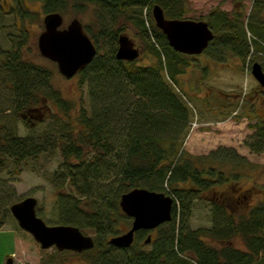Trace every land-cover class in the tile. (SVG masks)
I'll return each instance as SVG.
<instances>
[{"label":"trees","instance_id":"1","mask_svg":"<svg viewBox=\"0 0 264 264\" xmlns=\"http://www.w3.org/2000/svg\"><path fill=\"white\" fill-rule=\"evenodd\" d=\"M12 1L22 21L37 18L32 17L34 13L26 1H39L43 14L59 12L87 18L82 25L97 50L91 62L77 73L79 85L86 86L88 107H80L72 118L68 102L50 86L48 69L22 57L24 34L11 40V49L0 52V67L9 77L8 87L16 108L21 110L20 117L25 115L23 120L28 122V111L43 105L45 99L62 112L66 128H57L60 134L54 139L62 166L52 177L59 182L57 187L67 184L71 190L57 194V222L94 231L93 247L80 252L87 264H264V183L253 178L257 165L232 147L220 146L200 155L183 150L192 112L175 90H182L186 84L182 76L195 64L201 70L196 91L206 78L209 61L234 65L237 70L239 62L243 65L248 61L250 69L255 56L249 53L246 31L239 29L225 10L215 7L205 16L213 39L202 53L193 56L173 50L151 15L152 6L158 4L166 17L183 18L188 0ZM262 9L264 0H253L247 20L259 39L264 38L263 22L257 15ZM128 28L133 29L143 53L154 57L153 63L139 64L137 60L115 57L118 36ZM201 55L204 63L194 62ZM260 64L264 70V62ZM182 91L185 96L187 92ZM261 93L258 97L263 104L264 88ZM191 97L199 99L197 95ZM242 102L252 111L254 101ZM236 106L226 99L218 102V107L227 108L223 118L231 115ZM246 115L241 109L231 117L238 120ZM249 127L254 131L243 144L251 152L261 153L264 117H258ZM44 141H49L46 135L19 136L0 126V166L7 157L17 163L37 157L46 151ZM111 168L118 169L117 178L105 183L108 180L104 176ZM134 187L163 191L173 198L172 218L154 229L155 237L147 243L148 249L139 243L144 230L135 233L127 248L107 241L123 232L121 224L130 226L131 219L122 212L118 201L122 193ZM224 189L231 197L223 195ZM213 190L220 194L209 200L210 227L191 228L193 201ZM9 196L10 191L3 190L0 227L10 204L16 201ZM206 237L219 241V245L207 242ZM233 238H239L244 247L231 244Z\"/></svg>","mask_w":264,"mask_h":264},{"label":"rangeland","instance_id":"2","mask_svg":"<svg viewBox=\"0 0 264 264\" xmlns=\"http://www.w3.org/2000/svg\"><path fill=\"white\" fill-rule=\"evenodd\" d=\"M252 3L253 0H188L187 13L183 18L206 20V14L213 8L218 7L225 10L233 18V23L237 24L239 29L246 31V38L250 45L249 53L255 56L254 61L263 63L264 38L259 39L247 25ZM26 5L33 11L32 17H37L36 19L22 21L15 10L17 5L12 0H0V52L11 49V40L20 34H24L26 40L20 50L22 57L25 61L43 65L48 69L50 86L58 90L68 102L70 105L68 113L72 118L80 107H88L86 86L79 85L77 74L69 78L60 74L56 63L40 54L37 37L43 29L42 18L44 14L39 1H26ZM257 15L259 20L263 22L261 28L264 32V9ZM62 16L61 27H65L73 18H78L81 23L87 22V18H81L79 15L75 16L69 13ZM123 33L133 39L140 50L137 62L139 64L153 63L154 57L143 53L139 41L133 36V29L128 28ZM232 61L237 62L234 57H232ZM194 62L204 63V57L202 55L197 56L194 58ZM208 66L206 78L199 90H194L201 73L197 64L192 65L182 76L186 82L182 90L186 91L189 96L187 94L184 96L183 91L175 87V90L187 102L192 112L191 125L182 144L183 150L191 155H200L207 154L220 146L232 147L237 153L257 165L253 170V178L258 183H264V170L262 169L264 151L253 153L243 144V140L254 131L249 127V124L255 122L258 117H264V103L261 104L259 98L260 95L262 96V87L248 69V61L243 65L239 62L238 70L234 65L227 67L212 61L208 62ZM6 74L0 67V126H5L6 130H14L19 136L46 135L49 141L48 143L44 141L46 151L37 157L26 158L19 163L12 158H5L4 164L0 166V197L3 196V190L10 191L9 199L12 200H18L27 195L34 196L37 199V215L46 224H58L57 194L71 190L67 184L64 188L57 187L59 182L54 181L52 177V173L62 166L60 151L54 139L60 134L59 130L64 129L65 131V120L62 118V112L57 105L45 99L43 105L37 104L38 108L41 109L40 112L43 113L41 119H32L35 123L29 125L28 122L30 121L27 122L20 117L21 110L17 109L13 102L12 92L8 87L9 77ZM195 95L199 96V99L191 97ZM202 98L206 99L207 103L201 102L203 101ZM219 99L234 101L237 104L235 109L231 111V115L240 112L242 109L246 114L252 116L251 120L247 119L248 115L238 120L231 115L223 118L227 108L218 107ZM246 99L248 103L254 101L252 111L248 105H244L242 102ZM117 170V168H111L108 171L107 176H104L108 180L105 183H110L117 178ZM233 184L235 183L229 182V185ZM247 184H250V181ZM222 193L231 197L228 189H224ZM219 194L218 191L213 190L204 193L200 198L193 201L189 220L191 228L210 227L212 210L209 200ZM120 228L124 231L127 226L121 224ZM82 232L92 237L95 235L94 231L88 228L82 229ZM148 233L153 239L156 232L155 230L144 231L139 241L142 248L148 249L150 247L149 244H144L142 241ZM204 239L214 246L219 245V241L209 237ZM230 242L234 246L244 247L239 238H233ZM9 257L12 258L11 264H87L85 257L80 253L69 250L59 251L55 247L41 248L31 234L18 226L8 210L4 216V223L0 227V264H7Z\"/></svg>","mask_w":264,"mask_h":264},{"label":"water","instance_id":"3","mask_svg":"<svg viewBox=\"0 0 264 264\" xmlns=\"http://www.w3.org/2000/svg\"><path fill=\"white\" fill-rule=\"evenodd\" d=\"M151 15L156 27L164 33L168 45L177 52L187 55L200 54L213 39L214 33L205 20L168 18L158 4L152 6ZM42 22L43 29L37 37L38 50L43 57L56 63L60 74L67 78L72 77L91 62L97 50L78 18L71 19L65 27H61L62 14L49 12L44 14ZM139 56L140 50L133 39L121 33L118 36L115 57L119 60L134 61ZM250 72L264 88V70L260 62H252ZM36 110L33 108L28 112ZM30 116L41 117L32 114ZM36 204L37 199L27 195L12 202L9 210L18 226L31 234L41 248L55 247L59 251L79 253L93 247V237L84 234L78 226L64 223L46 224L37 216ZM118 204L131 222L126 230L108 238V243L115 247H129L136 231L153 230L172 218L173 198L161 191L134 187L120 195ZM150 241L151 234H147L144 243ZM7 264H11L10 258Z\"/></svg>","mask_w":264,"mask_h":264},{"label":"flooded vegetation","instance_id":"4","mask_svg":"<svg viewBox=\"0 0 264 264\" xmlns=\"http://www.w3.org/2000/svg\"><path fill=\"white\" fill-rule=\"evenodd\" d=\"M37 110L36 111H31L29 112L30 114H32L33 116L37 117V116H41L43 113L40 112V108H36ZM30 117V115H29Z\"/></svg>","mask_w":264,"mask_h":264}]
</instances>
